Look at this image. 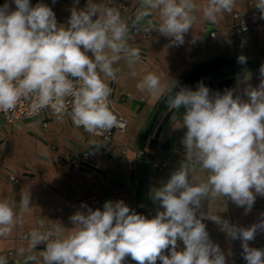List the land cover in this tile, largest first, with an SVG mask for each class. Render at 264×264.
I'll list each match as a JSON object with an SVG mask.
<instances>
[{
  "label": "clouds",
  "instance_id": "1",
  "mask_svg": "<svg viewBox=\"0 0 264 264\" xmlns=\"http://www.w3.org/2000/svg\"><path fill=\"white\" fill-rule=\"evenodd\" d=\"M0 7V111H11L21 99L29 100L31 110L51 108L58 116L68 110L71 99L72 122L89 133L110 130L118 124L109 108L112 89L102 78L115 80L113 67L121 54L138 56L126 47V25L118 10L87 0L84 9L73 8L68 27H58L52 9L30 0H13ZM79 3V0H76ZM146 7L159 11L154 30L174 45L184 43V34L192 28L195 0H144ZM235 0H207L203 15L215 20L220 12H231ZM264 19V0L254 5ZM96 17L95 19H93ZM83 49V51H82ZM91 52L89 57L86 53ZM238 63H246L239 56ZM261 83L248 87L247 101L232 90L210 96L200 84L196 91L180 88L169 79L162 84L158 75L146 74L136 85L154 97L169 93L168 109H184L182 124L187 131L182 139L186 162H182L168 181L156 189L152 198L163 211L155 218L139 215L123 202H105L103 211H77L70 217L78 226L67 235L59 226L29 233V249L45 244L40 256H23L24 264H123L130 256L136 264H226L219 245L213 244L206 226L196 211L201 201L224 196L238 206L251 209L255 195L264 196V65ZM247 80V76L245 77ZM193 166L208 173L206 181L190 179ZM14 200L0 201V237L11 234L30 210L31 193L20 199V215ZM219 223L215 218H208ZM44 222L40 221L43 229ZM231 239L241 241L246 264H264V250L249 247L258 230L264 231V219L249 228L224 222ZM184 250L177 251V240ZM170 249V255L164 250ZM0 264H8L0 256Z\"/></svg>",
  "mask_w": 264,
  "mask_h": 264
},
{
  "label": "crops",
  "instance_id": "2",
  "mask_svg": "<svg viewBox=\"0 0 264 264\" xmlns=\"http://www.w3.org/2000/svg\"><path fill=\"white\" fill-rule=\"evenodd\" d=\"M199 1L203 6L207 4V0ZM251 1L235 0L234 8L248 13L256 9L254 5L257 3V0H253V4ZM62 5L66 6L68 4L62 3ZM248 18L252 21L254 20L251 15ZM249 22L251 23L250 20ZM256 22L255 30L264 31V19L260 18L259 21L257 19ZM231 23L229 18L222 19L221 24H223L224 28L228 29H223L221 32L217 31L215 36H210L208 39H217V43L219 44V41L223 39L221 34H229L230 36L231 34H234V36L238 35L236 32L229 30L227 25H231ZM58 27L68 26L60 24ZM208 39H202L201 37L192 39L184 35V43L182 45H174L170 42L169 38L159 34L157 37L141 43L142 46L148 48L147 63L134 65L120 64L121 72L124 75L123 82H125L119 85L121 87L117 86L116 88V90L120 91V98L115 97L116 100H119L114 101L117 102L120 110L115 107L112 109L119 112L125 118L124 112L129 114V118H126V127L124 131L120 132H125L128 121L134 120V133L139 131L140 135L138 134L137 136L138 143L136 146L123 149L120 148V145L123 144L114 137L113 133L112 144L108 150L110 151V148L113 149L115 157L118 156L119 151L125 153L131 163L129 167L126 169H117L111 161L102 163L100 159L96 165L112 170L114 178H118L119 183H123L130 192L126 196L124 203L130 208V211L143 215L147 219L155 218L158 212L164 210L159 201L153 200V192L168 181L171 174L179 169L182 162H186V150L182 144V139L187 129L186 127L177 128V126L182 124L184 109L181 107L179 110L173 109L169 111V93L165 92L159 97H154L147 91H139L136 85L149 72L158 75L162 84L167 83L170 79L176 85V91L180 88L196 91L200 84L206 86L205 82L209 80L211 85L209 88L210 96H214L216 93L223 95L227 90L233 91L234 87H238L241 89L238 91H241L240 94L243 97L241 99L247 101L248 97L245 94V89L248 87L257 88L261 83L260 68L261 65H264V41L260 43L256 41L247 45H236L240 53L239 56L246 57V63L244 64L238 63L237 59L232 64L233 67L224 72L214 74L194 72V68L205 63L207 58L211 56L210 54L216 51V49H212L213 47L209 45ZM246 76L247 80H245ZM102 78L107 84L109 83V78L103 76ZM214 79L217 82L216 85H214ZM116 90L113 97L110 96L113 99H115ZM236 95L238 96V93ZM132 99L145 101L138 114H136L139 108L138 104H135L130 109V101ZM52 120L53 118H48L47 122ZM15 124L6 126H10L12 130ZM68 125L70 124L68 123ZM6 126L2 129H6ZM139 127L141 129L143 127L141 133V129L138 130ZM63 139L65 142L63 147L66 150L79 151L88 148L89 145V142L85 139H82L79 145V140L75 134L68 135ZM69 140L78 142L79 146H74ZM54 142L52 140L51 145ZM114 146L116 149L113 148ZM143 158H149V161H151V166L149 167L147 165L144 173L142 172L141 164ZM152 159H157L165 163V167L161 170H156L153 167ZM61 172L60 170L58 173H52L50 175L53 184L52 187L48 188L46 186L45 188H40V194L38 196L36 193L31 195L30 210L25 212V214L30 216L32 220H37V222L43 221L45 223L44 229L61 226L62 233H69L74 231L76 227H67L63 223L67 219H70L77 211L87 213L88 209L84 204V200L90 192L85 186L82 187L79 183L74 185L68 182L67 178ZM131 172L134 175L133 184L129 182ZM143 174L144 178H142ZM27 175L32 176L33 173H27ZM0 176L2 177H0V186H2L4 180L12 182L15 187H19L21 184V179L15 176L9 169L5 168L3 173L0 172ZM207 176L208 173L201 170L198 166H193V170L190 172V179L194 183L206 181ZM12 178H16L19 181L15 183ZM8 191V195L2 199L11 201L14 199V194H11L10 190ZM254 195L256 199L250 210L246 206H238L231 198L224 196L212 198L211 194H209L208 199L205 198L202 200L201 207L196 211L197 217L201 218V222L206 226L210 241L215 245H219L220 250L223 252L226 264H246L242 255L241 241L239 239H231L223 229V224L227 222L229 225L238 228H249L254 224L260 223L264 219V196L256 193ZM33 207L37 208V211H34ZM50 213L51 216L49 217L48 215ZM212 217H215L219 223L208 219ZM248 244L251 248L264 250V231L258 230L255 238L249 241ZM184 247L183 242L178 239L177 251L184 250ZM170 249L171 246L169 249L164 250L163 254L170 255ZM157 264H161V261L157 260Z\"/></svg>",
  "mask_w": 264,
  "mask_h": 264
},
{
  "label": "rangeland",
  "instance_id": "3",
  "mask_svg": "<svg viewBox=\"0 0 264 264\" xmlns=\"http://www.w3.org/2000/svg\"><path fill=\"white\" fill-rule=\"evenodd\" d=\"M250 21L251 23L253 22L251 19ZM256 41L259 43L264 41V31L256 29L234 37L235 45H247ZM217 42V39H208L209 45L213 47L212 49L218 48L219 44ZM219 43H223V45L226 44V42H222V40H220ZM214 83V85L217 84L215 79ZM239 89L240 88L238 87L233 88L234 97L237 96L236 94L238 93V96L243 98L240 94L241 91L238 92ZM119 96L120 91L116 90L114 98ZM111 99L112 100L109 102L110 110L113 107L120 110L116 102L119 99ZM124 113L126 118H129V114L127 112ZM41 120L42 118L27 123H23L22 120H20L19 123H16L13 126L12 130L10 126H6V129L1 130L0 172L3 173L5 168L11 170L15 176L21 179V184L19 187H15L12 182L4 180L2 186H0V201L3 200L2 198L4 196L8 195V190H10L11 194H14L15 201H20L21 197L28 192H30L31 195L36 193L38 196L40 194V188H45L46 186L48 188L52 187L53 184L50 175L68 168L70 165V157L77 152L75 150H66L63 147V144L65 143L63 141L64 137L75 134L76 138L79 140V145L81 140L85 139L89 142L88 147H90L97 140L96 138L91 137L85 129L80 127H71L68 125L64 116L54 117L52 121L47 122V127H43ZM0 122H2L1 116ZM134 123V120L128 121V126L125 132H120L118 130L114 131V137L123 144L120 145V148L127 149L137 145V136L139 131L134 133ZM140 129L141 128L139 127L138 130ZM142 130L143 127L140 133ZM36 136L42 140L48 141V145H44L40 140H37ZM52 140L55 141L52 144L57 146L56 149L50 148ZM92 152L90 162L92 164H96L102 155L99 153L98 149H94ZM109 152L112 153L113 149L110 148ZM45 157H48L49 159L46 160ZM62 158L66 159L68 163H64ZM150 162L151 161H148L149 167L151 166ZM27 173H33V175L29 176ZM77 183L87 185V181L82 176L77 178ZM33 210L37 211V208L33 207ZM48 216L50 217L51 213ZM28 228L30 232L33 230L31 227Z\"/></svg>",
  "mask_w": 264,
  "mask_h": 264
},
{
  "label": "water",
  "instance_id": "4",
  "mask_svg": "<svg viewBox=\"0 0 264 264\" xmlns=\"http://www.w3.org/2000/svg\"><path fill=\"white\" fill-rule=\"evenodd\" d=\"M72 2L74 0H45L44 5H48L51 7L52 11L58 12L60 10L59 3H66ZM5 3L9 4L10 9H16L13 0H1L0 6L2 7ZM198 8L200 9L195 13V20L192 24V28L189 29L187 33L184 35L189 36L192 39L201 37L202 39L209 38V32L212 30L211 19L206 18L203 15V5L200 3L199 0H195ZM30 5L35 7L37 5L36 0H30ZM128 5V12L120 15L121 20L124 19V24L126 25V47L129 50H136L138 52V56H131L126 55L124 53L121 54V59L118 63L114 64L113 67L117 69L116 78L115 80L109 79L108 86L112 89L111 96L113 97L115 90L119 85H122L123 82V74L121 72L120 64H139V63H147L148 62V48L142 46L141 43L145 42L146 40L153 39L151 36L158 31L154 30V26L159 23V11L157 9H150L145 6L144 0H130L127 2ZM218 17L222 18V14L217 13L216 19ZM56 21H58L56 19ZM155 38V37H154ZM127 72V71H126ZM209 81V80H208ZM205 82L210 85L209 82ZM125 82V81H124ZM123 82V83H124ZM144 100H136L132 99L130 101V109L135 106V104L139 105L136 114L139 113V110L144 105ZM38 120L37 116L24 118L22 119L23 123L33 122ZM71 141V140H69ZM74 146H79L78 142L71 141ZM112 141L103 142L101 140H96L90 147L79 150L76 152L78 155H82L84 153L92 152L94 149H98L101 153L105 154V160H111L112 164L117 167V169L127 168L131 165L130 161L127 159L126 154L119 151L117 157L111 156L109 154V146H111ZM114 149L115 146L113 147ZM42 159V158H41ZM46 160L49 158L46 157ZM64 163H68L66 159H62ZM149 158H143L141 161L143 173L147 169ZM62 175L67 178L68 182L73 183L74 185L77 184V178H79L80 174H86L87 185L85 186L89 190V194L85 197L84 204L86 205L87 209H91L93 211L100 209L103 211V205L105 202H117L123 201L125 202L126 196L130 193L129 190L125 187L123 183L119 184L115 182V178L112 174V170L110 168L103 169L96 164H92L90 162L81 161L78 166H74L72 164L69 165L68 168L61 170ZM93 172H96L99 175H94ZM133 176V172L130 174ZM125 177V176H124ZM144 178V174L142 175ZM131 184H133V178L129 180Z\"/></svg>",
  "mask_w": 264,
  "mask_h": 264
},
{
  "label": "flooded vegetation",
  "instance_id": "5",
  "mask_svg": "<svg viewBox=\"0 0 264 264\" xmlns=\"http://www.w3.org/2000/svg\"><path fill=\"white\" fill-rule=\"evenodd\" d=\"M75 2H66L68 5L64 6L62 3H59V8L60 10L58 12L53 11L55 14V18L58 20L57 25L64 24L68 26V21L71 16V11L73 8H76L77 10H81L85 8V5L87 4V0H79V3ZM130 0H93L94 3L101 5V6H106V7H112L115 8L116 10L119 11L120 15L124 14L125 12H128V5L127 2ZM37 4L38 3H44L45 0H36ZM1 3V0H0ZM253 4V0L251 1ZM48 6V5H47ZM1 7V6H0ZM50 7V6H49ZM51 8V7H50ZM14 11L15 9H10ZM222 18H229L231 20V25H227L229 27V30L231 32H236V34H244L247 32H250L251 30H255V26L257 24V19L259 21L261 17V13L259 9H254L250 12H243L240 10H236L233 8L231 12H221ZM253 16V23L249 22L248 17ZM94 17L93 19H95ZM221 18L218 17V19L212 20L211 26L212 30L210 32H215V35L217 34V31H223V29H228L224 28L223 24H221ZM241 20L244 21V25L241 24ZM122 22L124 23V19L122 18ZM210 32H209V37H210ZM160 34V33H159ZM158 33L153 34L151 37H157L159 35ZM214 35V36H215ZM222 42H226L225 45L223 43H219L218 48H216V51L210 54L201 66L194 68L193 71L197 73H204V74H214L217 72H224L228 69H231L233 67V63L236 62L238 59L240 53L238 51V48L234 44V34H221ZM208 39V38H207ZM37 140H40L44 145H48V141L42 140L36 136ZM112 141V140H109ZM52 149H56V146L50 145ZM99 151V150H98ZM99 153H101L99 151ZM111 156H114V153H109ZM102 157L100 158L102 163H107L111 160H105L106 155L101 153ZM117 157V156H116ZM91 163V162H90ZM99 166V165H98ZM103 168L102 166H99ZM105 169V168H103ZM107 169V168H106ZM94 175H99L96 172H93ZM131 174V173H130ZM83 178L87 179L86 174L82 173L80 174ZM79 176V177H80ZM131 178L134 179V175L131 176ZM115 182L119 183V179L115 178ZM120 184V183H119ZM15 201V199H13ZM14 205V211L17 213V215H20V204L18 202L20 201H15ZM18 203V204H17ZM63 225L67 227H78L74 226L72 221L70 219H67ZM31 227L33 229L41 230V231H46L48 229H41L38 228L40 227V222H37V220H32L30 216L26 215L23 213V219L22 222H19L16 224L15 227H13L12 232L10 235L6 237H0V256H4L8 264H24V259L20 255V250L23 249L24 253L23 256H40V251L44 250L46 245L45 244H40L37 245L34 250L29 249V233L30 231L28 230ZM37 227V228H36ZM64 235H67L68 233H62ZM39 264H43L42 259L39 261ZM123 264H136L135 261L132 260L130 256L125 258V261Z\"/></svg>",
  "mask_w": 264,
  "mask_h": 264
},
{
  "label": "built area",
  "instance_id": "6",
  "mask_svg": "<svg viewBox=\"0 0 264 264\" xmlns=\"http://www.w3.org/2000/svg\"><path fill=\"white\" fill-rule=\"evenodd\" d=\"M241 24L244 25L243 20H241ZM214 35H215V32H213V31L210 32V36H214ZM82 51H83V49H82ZM86 54L89 55V57L92 56L91 52H88ZM206 87H209L208 83H206ZM110 98L111 97H109V102L111 100ZM67 99H68V105H69L68 110L62 116H64L66 118L67 122L71 126L78 127L72 122L70 116L68 115V112L71 111V99L72 98L69 97ZM111 111L114 113V115H116L117 120H118V124L110 130H97L95 133H89L88 132L91 137L105 142V141H109V140L113 139V133L115 130L124 131L126 124H127V119L124 116L120 115L119 112H117L116 110L111 109ZM0 116L2 119V122H0V130H1L6 125H12L14 123H19L20 120H22L24 118L33 117V116H37L38 120L42 118L41 121H42L43 127H47V119L57 117L58 115L55 114L50 107L46 108V109H41L39 112L34 113L30 107V101L25 100V99H21L20 101H18L16 107L14 109H12L11 111H8V112L0 111ZM80 128H83V127H80ZM92 153L93 152H89V153H84L82 155H78L75 153L70 157L69 162H70V164H72L74 166H78L81 161L90 162V159L92 157ZM152 164L156 170H161L166 165L165 163L160 162L157 159H153ZM12 179H13V182H15V183H17L19 181L16 178H12ZM255 199H256V196H255Z\"/></svg>",
  "mask_w": 264,
  "mask_h": 264
}]
</instances>
